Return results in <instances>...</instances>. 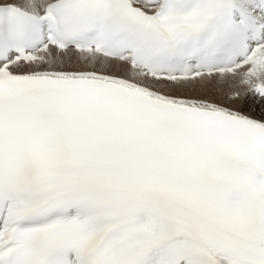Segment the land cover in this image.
Wrapping results in <instances>:
<instances>
[{
  "label": "snow or ice",
  "instance_id": "snow-or-ice-1",
  "mask_svg": "<svg viewBox=\"0 0 264 264\" xmlns=\"http://www.w3.org/2000/svg\"><path fill=\"white\" fill-rule=\"evenodd\" d=\"M0 264H264V0H0Z\"/></svg>",
  "mask_w": 264,
  "mask_h": 264
}]
</instances>
